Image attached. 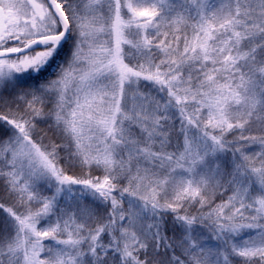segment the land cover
<instances>
[{
  "label": "snow or ice",
  "instance_id": "obj_1",
  "mask_svg": "<svg viewBox=\"0 0 264 264\" xmlns=\"http://www.w3.org/2000/svg\"><path fill=\"white\" fill-rule=\"evenodd\" d=\"M104 5L106 19L93 16L103 22L92 28L84 0H0V150L10 154L0 162V264H264V149L257 166L225 135L244 129L257 103L264 112V0H90L87 7L95 13ZM69 42L70 59L55 78L27 82L25 74L55 63ZM141 81L155 97L141 92ZM129 91L141 99L125 109ZM42 125L59 137L43 148L34 136ZM173 134L182 152L165 150ZM239 136L264 146V135ZM65 156L82 175L60 166ZM173 164L187 179L173 177L174 196L161 203L156 188L168 183ZM97 169L102 181L92 175ZM208 187L229 192L227 201L208 206L201 194ZM169 225L178 233L171 239ZM62 232L68 239H57Z\"/></svg>",
  "mask_w": 264,
  "mask_h": 264
},
{
  "label": "trees",
  "instance_id": "obj_2",
  "mask_svg": "<svg viewBox=\"0 0 264 264\" xmlns=\"http://www.w3.org/2000/svg\"><path fill=\"white\" fill-rule=\"evenodd\" d=\"M140 3H144L145 0H139ZM133 3L136 4L137 0H133ZM84 4H87L84 2ZM124 9H122V17H126V13L123 12ZM192 32L191 28H188V35L189 33ZM190 36V35H189ZM70 48H71V42H69L68 45L65 46V48L62 50L60 57H58L57 59L61 60V64L62 61L64 63H66L67 60L70 59ZM125 50V52H129L132 51L129 49V46H124L123 48ZM125 62L127 63V59L125 60ZM58 71V70H57ZM57 71L55 72V74L48 76L47 78H43L42 75L45 74L46 72H41V75L39 76H35V75H29L28 77H25V79L27 80L28 83L30 84H38V83H44L47 80L53 79L55 78V75L57 73ZM217 79H219V77H217ZM221 82H223V80H221ZM257 99H259V97L257 96ZM243 111V109H242ZM203 113H205L204 111H202ZM207 113V112H206ZM206 122V121H205ZM136 129V128H135ZM179 129V125L177 124V131ZM209 131L213 132V129L211 127H209L208 129ZM137 133H139V130H137ZM195 131V129H192L189 132V136L192 135V132ZM243 131L244 135L248 136V137H256L257 139H259L261 137V135H264V112L261 111V106L259 103L256 104V108L254 110V115L252 117H250L248 119V124L245 125L244 129H235L233 131H229L227 132L226 138L229 140V142H236L237 146L240 149H243V152L246 154L253 153L256 151V146L258 145V143H253L251 142V140L245 141L240 139L239 133ZM36 133H38V135H36L34 133V136L36 138V140L38 141L39 145H41V147L43 148L44 146H47L50 144L52 139H58L59 137H54L53 135V131L50 130V127L48 125H42L40 127H38L36 129ZM213 134H219V132H213ZM183 140L178 139L176 134H173L171 136V141L170 143L166 146L165 150L167 152H174V151H179L182 152L183 151ZM153 148H159V143H155L153 144ZM237 155H239V153H237ZM8 159L7 157L2 155V150H0V162L4 161ZM182 163V161H181ZM187 166V162L184 163ZM60 166L63 167L65 169V171H67L69 174L72 175H76V176H80L82 175L81 170L79 165L76 166H69V162L67 160V157H62L61 161H60ZM165 166L164 168H158L157 169V175H159L161 177V179H164V174L165 170H166ZM173 167L175 168V171H171V169H168L167 171L170 173V176H168V183L163 184V190H161V188H156V198L158 200H160L161 203L164 202V200L161 199V197H164L165 194L167 193V196L169 199H171L174 196V184H173V177L175 178L176 183L179 182V180L183 177L185 180L187 179V173L184 171V169L180 168L179 166H176L175 164H173ZM178 174H182V175H178ZM92 175L98 177L101 181L104 178V173L102 169H97L95 172L92 173ZM155 178V177H154ZM144 184L147 183V181L143 182ZM127 184V182L125 181V185ZM141 189H143L142 192H144V194L146 196H151V188H149V190L147 192L144 191L143 186L141 187ZM202 195H207V197L209 198V205L208 206H212L215 204H219L222 201L226 202L227 198L229 196V192H225L220 188H213V187H208L206 190V193H201ZM125 197H127V194H125ZM5 200H7V198L5 197ZM9 204H15L16 207L19 209V211L24 212L25 208L20 206L15 200H8L7 201ZM184 203H186V201H183ZM194 208H199L198 204H195L193 206ZM189 211L191 212L192 209H189ZM181 212H183V209H181ZM6 215V213H3L2 211H0V219H3V217ZM99 215H103V209L100 210ZM170 219V217H167ZM96 219L94 218L92 221H90V223H95ZM45 221H41V223L38 225V227H41L45 224ZM66 235V237H65ZM174 235H178L174 234L171 231V225H169V238H173ZM245 236H250L252 235V232L249 231H245L244 232ZM68 235L67 232H62L57 234V238H61V239H67ZM204 240L206 241L207 245L209 248H216L217 247V241L212 237V234L208 231V229H204ZM45 244H53L54 241L51 240V238H48L44 241ZM59 247L63 248L62 245H60ZM42 259H46V255L45 253H43L41 255ZM240 259V258H238Z\"/></svg>",
  "mask_w": 264,
  "mask_h": 264
},
{
  "label": "rangeland",
  "instance_id": "obj_3",
  "mask_svg": "<svg viewBox=\"0 0 264 264\" xmlns=\"http://www.w3.org/2000/svg\"><path fill=\"white\" fill-rule=\"evenodd\" d=\"M84 2L87 3V4H85V9H84L85 16H86V23H89L92 28H98L100 26V24L103 22V20L93 21V16L102 17L103 19H106V17H107V7H106V5H104L103 8L100 11H97L95 13H90V11H89V9L87 7V5L90 3V0H84ZM130 2L133 3V0H130ZM198 2L203 3V4H207L208 3V0H198ZM216 3H217V6H219L220 0H216ZM97 7H99V6H97ZM123 9H124L123 12L126 13V17H124V18L122 17V18L125 19V20H127V19L130 18V15L131 14L128 12V10H127L126 7L123 8ZM138 19H144V20H146V18H138ZM149 30H151V29H149ZM135 31H136L135 26H133L131 29H125V34L128 35V33H130V32L134 33ZM189 35H190L189 37H191L192 32H190ZM98 38L101 41H104V40H107L108 39L107 35L104 32H100L98 34ZM129 38H131V37H129ZM10 43H17V42L10 41ZM125 45L128 46L127 44H124V45H122V47L124 48ZM132 51H134V50H132ZM157 63H159V61H157ZM62 64H64L63 61H62ZM36 74H31V73L30 74H25V77H28L29 75H36ZM221 83H223V82H221ZM73 90H74V83L73 82H70L69 85H68V96L69 97L72 95ZM225 91H228V89L226 88ZM141 92H143V93H149L151 97H155L156 96L154 86L147 85V82H144V81H141ZM140 99L141 98L138 97V96H136V94L134 92L129 91L127 93L126 98L121 100V107L122 108H125V109H131L133 107L134 102L137 103V104L140 103ZM202 111H204L206 113L208 111V109L205 107V108L202 109ZM82 112H83L84 119H87V116L89 115V110H88V108L86 106L82 109ZM125 123L127 124L128 121H125ZM133 127H134V129L136 128L137 130H139V128L136 127L135 125H133ZM136 129H135V131H136ZM213 132H219V129H213ZM81 134L85 138H87L90 135V133L88 132V129L87 128H85L82 131ZM84 142L87 143L88 142L87 139H85ZM256 148H257L256 151L253 152V153H250L249 156H250V162L256 163L257 166H259V160H258V157L255 156V153H258L262 149H264V146H261L258 143V145L256 146ZM240 151L243 152V149H240ZM2 155L5 156V157H7V158H9V155L10 154L2 151ZM184 163H186V161H182V164H184ZM185 167H187V166L185 165ZM21 180H23V176L21 177ZM141 191H143V189H141ZM20 206L24 207L23 205H20ZM32 210L33 211L36 210L35 206H33V209ZM65 237H66V235H65ZM46 239H48V238H45L43 240V243H44V241ZM57 239H61V238H57ZM67 239H68V237H67ZM62 247H64V246L62 245ZM42 254L43 253H41V255ZM65 259H67V257H65Z\"/></svg>",
  "mask_w": 264,
  "mask_h": 264
},
{
  "label": "water",
  "instance_id": "obj_4",
  "mask_svg": "<svg viewBox=\"0 0 264 264\" xmlns=\"http://www.w3.org/2000/svg\"><path fill=\"white\" fill-rule=\"evenodd\" d=\"M37 49H39V48H37ZM13 55H16V54H13Z\"/></svg>",
  "mask_w": 264,
  "mask_h": 264
},
{
  "label": "flooded vegetation",
  "instance_id": "obj_5",
  "mask_svg": "<svg viewBox=\"0 0 264 264\" xmlns=\"http://www.w3.org/2000/svg\"><path fill=\"white\" fill-rule=\"evenodd\" d=\"M11 44H13V43H11Z\"/></svg>",
  "mask_w": 264,
  "mask_h": 264
}]
</instances>
